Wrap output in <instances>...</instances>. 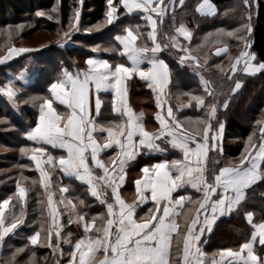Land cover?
<instances>
[{
  "label": "snow or ice",
  "instance_id": "1",
  "mask_svg": "<svg viewBox=\"0 0 264 264\" xmlns=\"http://www.w3.org/2000/svg\"><path fill=\"white\" fill-rule=\"evenodd\" d=\"M179 2L183 4V0H179ZM82 3L83 0H80V4ZM242 3L246 9L251 8V0H242ZM106 5L107 24H112L118 19L117 13L121 8L123 11L120 12V15L131 14L137 10L147 13L145 18L150 22L152 29L147 33V36L152 41V46L138 45L137 32L133 31L132 26H128L124 29L123 34L115 36V40L122 48L110 45L102 50L125 55L131 62L130 66L124 62L113 64L108 59L89 57L86 59V69H78L73 72L63 68L59 76L49 85L50 96L29 97L25 101L26 104L39 101L38 120L34 126L25 131V138L36 144H47L53 148L64 150L66 155L58 157V164L62 172L86 183L91 196L96 197L101 204L106 206V225L97 228V232L101 234L97 235L95 239L87 234L95 225L96 217H93L92 222L89 223L84 215L77 214L78 221L83 224L85 236L75 242L74 250L71 253L73 259L69 261V264H74L78 252L80 254L78 264H93L92 259L88 257L101 248H103L105 257L101 264H170V261L171 264H175L172 261L173 234L177 233L180 227L175 219L179 214L176 207H183L185 201L191 204L198 203L199 208L196 210L197 215L191 219V223L187 225L186 229H181V233L186 232L183 236V264H202L200 257L203 253L198 245L204 233L211 232L218 216L225 213L230 214L246 199V189L258 181H264V169L261 168V162L264 161V142H261L259 149L254 156H251V159L249 155H243L239 166L226 164L218 169L213 167L209 170L207 168L209 152H222L223 150L222 136L225 122L218 116V106L226 110L229 107L231 95L229 94L227 98L219 102L215 98L216 93L209 89V81L203 78L202 83L205 91L209 96H213V99L206 104L203 96H193V99L197 101L196 107H204L207 117V119L200 116L195 118L200 125L195 132L179 131L181 122L171 106L166 109V116L171 118V123L165 116L156 113L160 128L157 133L146 130L142 122L143 111L137 114L127 104V87L128 81L135 75L148 81L147 86L157 93V106L160 107L161 94L171 79V69L169 64L159 56V53L169 46L157 42V22L151 13L159 10L163 14L164 9H157L153 5V0H106ZM37 15L42 16L44 13H37ZM48 18L52 19L51 16ZM248 19L249 21L251 19L250 11ZM79 20L80 8L77 7L74 11V18L69 22V31L73 29L80 31ZM93 27L99 28L100 25ZM136 27L139 28L138 25ZM241 27L244 29L243 33H239V29L227 32L229 36L233 35V32L239 33L237 39L244 42L245 48V51L235 58L231 71L235 73L237 64H242L244 73L255 74L264 70V62L254 63L256 54L247 50L250 48L249 34L252 32L250 23L241 25ZM92 30V28L85 29L86 32ZM177 31L185 37H191V32L184 25H181ZM64 36L68 40L71 39L68 32H65ZM172 40L173 46L179 48L180 45L176 42L175 37H172ZM63 43L64 41L60 42L61 46ZM27 51L30 49L15 47L9 49L10 55H18ZM184 51L187 52V49ZM221 51H227V46L224 49H217L218 53ZM5 59L6 57H0V62ZM145 63H147V67L143 66ZM179 64L192 66V61L181 56ZM199 67L197 65V68ZM28 78L29 72L25 69L17 77L0 86V93L6 95L13 103H17L20 89L14 86V80L26 83ZM242 85V80H236L234 87L231 88V93L240 90ZM109 90L113 93L112 110L120 116L126 117V121L121 120L118 123L112 121L117 125L116 128L105 127L98 123L90 109V98L94 96L95 115H100L102 107L100 93ZM54 101L65 106L66 111H58L57 107H54ZM2 122L7 123V118H4ZM98 131L107 133L104 142H100L94 135ZM137 136H139L138 140ZM198 136L199 139H197ZM161 138H163L161 143L170 144L171 147L178 149L182 153V158L158 160L153 164H145L141 167L140 171L143 175L134 181L136 191L141 194L138 196V200L140 204H144L149 199L155 202L156 212L149 209L144 216L137 217V205L127 203L121 197L119 187L125 181L127 164L134 160L141 151L146 149L165 152L167 150L161 147V143H157ZM114 145L119 149L116 152L118 159L109 158L113 165L110 169L105 160L101 158V153L105 149L113 148ZM21 152L23 154L32 153L29 159L34 162L35 168L39 171L40 183L45 189H49L50 176L44 165L54 163L53 155L49 153L47 159L43 160L39 154L47 152L44 147L24 146L21 148ZM245 152H247V148ZM20 167L28 168L30 165L24 164ZM95 169L102 170L103 174L97 175ZM24 179L29 178L24 177ZM100 182H103V188ZM32 184H36L35 179H32ZM186 186L201 192L202 197L193 199L190 194L173 197V193ZM106 189L111 190V200ZM60 190L62 193H66L69 188L63 186ZM146 191H150V196L144 195ZM27 193L28 189L17 182L15 195L18 197L21 207L18 211L10 212L7 224L5 210L9 207L12 197L0 201V248H3L5 244V237L13 233L18 225L24 223L23 205ZM60 199L61 202H64L65 197L62 195ZM67 203L75 208V204H72L71 200H68ZM79 203L83 205L85 201L81 199ZM47 204L52 224L56 228V243H53V227L51 226L47 229L44 242L53 251L59 250L62 254V249H59L61 225L57 223L59 218L56 215L57 209L51 191L48 193ZM13 207L15 208V206ZM201 209L203 212L200 211ZM191 211L188 209L189 213ZM247 216L251 219L252 213H247ZM187 219L186 214L185 220ZM71 222L72 219L69 217V223ZM254 228L256 231L252 233L251 239L241 244L238 250L232 248L221 250V259L225 264H264V254L258 255L254 247L257 237H259V245L264 246V222L255 224ZM42 231H44L43 223L39 230L28 237L31 245L42 242ZM71 235V232L67 233V236ZM63 242L72 243L66 237ZM25 247L17 248L12 252L10 259L5 260L4 264H18L16 256L18 253L24 252ZM31 256H35L34 251ZM213 264L216 262L213 261Z\"/></svg>",
  "mask_w": 264,
  "mask_h": 264
},
{
  "label": "trees",
  "instance_id": "2",
  "mask_svg": "<svg viewBox=\"0 0 264 264\" xmlns=\"http://www.w3.org/2000/svg\"><path fill=\"white\" fill-rule=\"evenodd\" d=\"M166 0L165 2H168ZM202 0H175L174 8L167 12L157 27V41L162 45H168L159 56L165 59L172 72L170 88V101L173 106L179 108L178 102L189 103V107L180 109L178 114L187 129L196 131L200 125L196 117H204L206 109L197 108V101L193 96H203L206 104L213 99L205 91L202 78L209 81V89L216 93L215 98L222 102L230 94L229 107L225 110L218 106V116L225 122L222 136V152L210 151L207 160V168H219L226 164L237 166L243 155H247L253 147L264 142V70L255 74H247L242 71L240 65L235 73L231 66L234 58L239 55L244 42L237 39L244 29L241 25L250 23L252 32L250 36V50L256 54L257 62H264V0H251V8L246 9L242 0H211L217 7V13L213 16L202 15L197 11V6ZM80 8V31H69V22L74 18L75 9ZM107 11L106 0H0V56L4 55L14 45L40 47L30 51L0 66V83L8 80V73H17L24 67H28L35 75V80L30 85L16 84L20 89L19 100L13 103L6 95L0 94V201L12 197L10 201L11 212L18 211L21 205L18 203L16 184L19 182L28 189L26 201L23 205L25 218L24 223L14 233L5 238L0 262L10 259L12 252L17 248L25 247L24 252L18 253V264H58L67 262L74 243L83 235V228L69 223V215L62 208V231L59 249L64 251L60 257L59 250L53 251L44 242L47 229L50 226V217L47 207L46 189L40 183V176L34 162L29 159L31 153L23 154L24 146L34 147V143L25 138V131L34 126L38 119V103H25L29 97L49 96V85L60 74L63 68L73 69L82 67L89 56L98 54L109 58L113 64L124 62V56L117 52H105L102 49L110 45L120 48L115 40L116 34L123 33L128 26L138 34V45L147 44L152 46V41L147 33L150 31L149 24L143 13H131L120 15L122 8L118 10V19L112 24L106 23ZM251 19H248V12ZM44 13V15H37ZM51 16L52 19L48 17ZM100 25L99 28L93 26ZM139 26L137 28L136 26ZM184 25L192 33L191 42L179 37L176 28ZM92 28L91 32L85 29ZM223 29L224 31H219ZM239 29V33L227 35L228 31ZM43 31L55 35L39 44L24 43ZM42 32V33H41ZM68 32L71 39L68 40L64 33ZM172 37L179 43V49L173 46ZM248 37L246 36V39ZM64 41L63 46L60 42ZM227 46L228 51L224 55L215 54V50ZM100 50L94 51L93 49ZM206 56L204 64L197 68L192 61V66L179 64V58L186 53ZM75 62V63H73ZM231 77V79H229ZM236 80H242L240 90L231 93ZM130 102L134 108L143 111V121L155 123L154 94L145 82L137 80L129 82ZM101 119L118 120L120 115L105 113L103 110ZM7 118V123H4ZM191 118V119H188ZM251 138V139H249ZM167 154L146 153L141 154L137 165L129 166V180L126 188H131L133 180L139 175V167L145 162H153L167 156L169 160L180 157L167 143H162ZM247 148V152L245 149ZM30 165L21 168V165ZM264 169V161L262 162ZM54 186L66 184L69 194L76 203L79 211L87 215V219L96 217L93 231L101 228L106 223L107 215L102 211L97 200L91 198L85 192V188L74 180L59 179L53 173ZM28 177L29 179H24ZM32 179L36 184H32ZM55 179V180H54ZM190 194L193 199L202 197L201 192L189 188H182L179 193ZM85 203L81 205L80 200ZM15 206V208L13 207ZM199 204L186 202L185 209L179 216V229L173 239L172 261L175 264H183V236L181 229H186L190 224ZM188 209L192 211L189 213ZM144 211V209H142ZM252 213L249 219L247 213ZM103 214V215H101ZM187 214L188 219L185 220ZM264 221V181H258L246 189V199L240 203L228 216L219 218L213 230L208 236L203 237L202 244L207 264L211 258L218 255L222 249L232 248L238 250L240 245L250 240L254 231L253 223ZM41 223L44 231L41 233L42 242L31 245L28 237L39 230ZM71 232V236L67 233ZM72 241L64 243V238ZM56 243V238H54ZM255 250L258 255L264 254V246L256 244ZM35 252L32 257L31 253ZM171 264V261H170Z\"/></svg>",
  "mask_w": 264,
  "mask_h": 264
},
{
  "label": "crops",
  "instance_id": "3",
  "mask_svg": "<svg viewBox=\"0 0 264 264\" xmlns=\"http://www.w3.org/2000/svg\"><path fill=\"white\" fill-rule=\"evenodd\" d=\"M166 0H153V5L155 6V7H157V9H159V8H163L164 9V12H163V14H161L160 12H159V10L158 11H156V12H153V13H151V15L153 16V19H155L156 20V22H157V27H158V25H159V23L161 22V21H163V18H164V16L166 15V13L167 12H171L172 10H173V8H174V4H175V0H169L168 2H165ZM197 11L200 13V14H202V15H208V16H213V15H215L216 13H217V7H216V5H215V3H213L211 0H202L199 4H198V6H197ZM143 13L144 14V16L146 17L148 14L147 13H144L143 11H140V10H137V11H134L133 13ZM118 15V14H117ZM147 20V19H146ZM147 22H148V24H149V27H150V31L152 30L151 29V26H150V22L147 20ZM181 25H179V26H177V28H176V33H177V35L179 36V37H181V38H183V39H185L188 43L189 42H191V39H192V33H191V37L190 38H188V37H185V36H183L180 32H178L177 31V29L180 27ZM185 28H186V26H185ZM187 29V28H186ZM188 30V29H187ZM189 31V30H188ZM156 32H157V28H156ZM119 34H123V33H119ZM119 34H116V35H119ZM118 42V41H117ZM158 42V41H157ZM118 44H119V42H118ZM138 44V43H137ZM120 46V48H122V46L121 45H119ZM13 47H15V48H27V49H30V51H33V50H37V49H40V47H32V46H19V45H14V46H12L11 48H13ZM11 48H9V49H11ZM225 48V46H222V47H220V48H217V49H224ZM9 49H8V51L4 54V55H2V56H0V57H6V59L3 61V62H0V66L1 65H3V64H8V63H10L11 61H13V60H15V59H17L18 57H20L21 55H23V54H25V53H28V52H30V51H27V52H22V53H19L18 55H10V53H9ZM179 49V48H178ZM217 49L215 50V54H217V55H224L227 51H228V47H227V51H221V52H217ZM124 56V63H126V64H128L129 66L131 65V62L130 61H128L127 60V57L125 56V55H123ZM89 57H98V58H103V59H108L110 62H112L109 58H107V57H103V56H100V55H98V54H95V55H92V56H89ZM88 57V58H89ZM184 57L187 59V60H191V61H193V63L195 64V65H201L202 64V58H204L203 60H204V62L207 60V57H204V56H202V55H199V54H194V53H190L189 51H187L185 54H184ZM195 58L194 60L192 59V58ZM163 59V58H162ZM165 60V59H164ZM166 61V60H165ZM167 62V61H166ZM113 63V62H112ZM168 63V62H167ZM144 67H147L148 65H147V63H145L144 65H143ZM87 68V65H86V61H85V65H83L82 67H75V68H73V69H68L69 71H73V72H75L76 70H78V69H86ZM25 69H27L28 70V72H29V78H28V80H27V82L25 83V82H23V81H18V80H14V86H15V83L17 84H21V85H25V86H27V85H30V84H32L33 82H34V80H35V75L30 71V69L28 68V67H24V68H22L21 70H19L17 73H12V72H9L8 73V80L5 82V83H3V84H1L0 83V86H3V85H5L10 79H14V77H17L21 72H23ZM171 69V68H170ZM132 80H137L139 83H141V82H145L146 84H148V81H146V80H143V79H141V78H139V76L138 75H135V76H133L129 81H128V87H127V94H126V101H127V104L129 105V106H131V108L137 113V114H139L140 112L139 111H137L135 108H134V106L131 104V102H130V90H129V82L130 81H132ZM171 81H172V72H171V79H170V82H169V84L165 87V89H164V91H163V93L161 94V98H160V107H158L157 106V93L155 92V91H153V96H154V104H155V113H154V120H155V123H150L149 121L147 122V123H145L144 121H143V118H142V122H143V124H144V126H145V128H146V130H148V131H150V132H153V133H157V131H158V129L160 128V124H159V121L156 119V113H160L162 116H165V118L166 119H168L169 120V123H171V118H169V117H167L166 116V109H167V107H169V106H171L172 108H173V112H174V114L177 116V118L179 119V121L181 122V127H180V129H179V131H187V132H189V133H192V132H195V130L194 131H191V130H189V129H187V127L184 125V122H182L181 121V119H180V116H179V114H178V111L180 110V109H185V108H188L189 107V103H185V102H183V103H180V102H178V105H179V108H175L174 106H173V104L171 103V101H170V99H169V97H170V88H171ZM16 87V86H15ZM17 88V87H16ZM0 94H2V93H0ZM49 96H50V94H49ZM100 97H101V100H102V107H101V113H100V115H95V106H94V96H92L91 98H90V109H91V111H92V114H93V116L95 117V119H96V121L98 122V123H100V124H103L105 127H114V128H116L117 127V125L116 124H113L112 123V121L111 120H107V121H104L103 119H101V117H102V113H103V110H104V112L105 113H112V114H116V115H119V114H117V113H115L113 110H112V98H113V93L109 90V91H101V93H100ZM11 100V99H10ZM12 101V100H11ZM54 107H57V110L58 111H66V108H65V106H63V105H59L58 104V102H55L54 101ZM38 115H39V107H38ZM144 117H145V115H143ZM120 118L116 121V120H113V121H116L117 123L119 122V121H121V120H124V121H126V117H122V116H119ZM38 120V119H37ZM31 128V127H30ZM118 130V129H117ZM94 135L97 137V139L100 141V142H104V140L107 138V133L106 132H96V133H94ZM136 139L138 140L139 139V136H137L136 137ZM197 139H199V136L197 137ZM163 140V138H161V140H158L157 141V143H161V141ZM32 142V141H31ZM34 143V142H33ZM169 145V147L172 149V150H174V151H176L179 155H180V157H176L175 159H177V158H182V153L178 150V149H176V148H173V147H171V145L170 144H168ZM259 146H260V144L256 147L255 146V150H253L251 153L249 152V158L251 159V156H254L255 155V153H256V151L259 149ZM34 147H44V148H46L47 149V152L46 153H43V154H39V155H41V158L43 159V160H46L47 159V155L50 153V154H52L53 155V157H54V163L52 164V165H48V164H45L44 165V167H45V170L49 173V176H50V181H51V184H50V188L49 189H46V196L48 197V193H49V191H51V193H52V195H53V202H54V204H55V206H56V209H57V212H56V215H57V217L59 218L58 220H57V223L58 224H60L61 225V229H60V231H62V208L68 213V215H69V217H71V219H72V223H74L76 226H79V227H82L83 228V224L81 223V222H79L78 221V219H77V214H80V215H84L85 216V219L86 220H88V222L89 223H91L92 222V219H87V215H85V214H83V213H81L80 211H79V209H78V207H77V205H76V203L73 201V199H72V197L70 196V194H69V191L68 192H66V193H62L61 192V188L63 187V186H67L66 184H64V185H62V183H60L59 185H56V186H54V183H53V173H56V175L58 176V178L59 179H62V178H65V179H68V180H74V181H76L78 184H81L84 188H85V192H87V195L89 196V197H91V198H94V199H96L97 200V202H98V204L101 206V207H103V209H102V211L103 212H105L106 213V215H107V212H106V206L105 205H103V204H101L100 202H99V200L96 198V197H93V196H91V194H90V192H89V186L86 184V183H82V182H80V181H78L75 177H70V176H67L66 174H64L63 172H62V170L60 169V167H59V164H58V157L60 156V155H66V153L64 152V150H61V149H58V148H53L52 146H50V145H47V144H43V145H41V144H36V143H34ZM161 147H163V144L161 143ZM164 148V147H163ZM119 149L114 145L113 146V148H110V149H105L102 153H101V158L102 159H104L105 160V163L109 166V168L111 169L112 167H113V165L111 164V160L109 159L110 157L111 158H117L118 159V157H116V152L118 151ZM143 152H148V153H159L160 151H148V150H143V151H141L138 155H137V157L134 159V160H132V161H130L128 164H127V166H126V177H125V181H124V183L119 187V192H120V195H121V197L127 202V203H135L136 205H137V217H140V216H144L146 213H148V211H149V209H152V211L153 212H156V207H155V202H153V201H151L150 199L149 200H147L144 204H140V202H139V200H138V196H140L141 194L140 193H138L137 191H136V185H135V183H134V181L136 180V179H138V178H140V177H142V172L140 171V169H141V167L143 166V165H145V164H153V163H155L156 161H153V162H151V163H149V162H145L144 164H142L140 167H139V175L137 176V177H135L134 178V180H133V184H132V187L131 188H126L127 186H126V184H127V181L129 180V166L130 165H137L138 164V160L141 158V154L143 153ZM162 153H165V154H167V152L165 151V152H162ZM32 154V153H31ZM30 154V155H31ZM163 159H168L167 158V156H165V157H162L161 159H159V160H163ZM169 160V159H168ZM158 161V160H157ZM263 162V161H262ZM262 162H261V167H262ZM90 163H91V161H90ZM246 164H247V161L245 162ZM35 165V164H34ZM206 165H207V162H206ZM240 165V164H239ZM239 165H237V166H239ZM37 172H38V174H39V171L37 170ZM95 172H96V174L97 175H102L103 173H102V170H100V169H95ZM40 176V175H39ZM151 178V177H150ZM55 180V179H54ZM100 185H101V187L103 188L104 187V185H103V182H100ZM22 186H24V185H22ZM43 186V185H42ZM25 187V186H24ZM44 187V186H43ZM68 187V186H67ZM187 188H189V189H192L190 186H186ZM185 187V188H186ZM45 188V187H44ZM69 188V187H68ZM182 189V188H181ZM181 189H179L178 190V192H175V193H173V197H176L177 195H185L186 193L185 192H183V193H179V191L181 190ZM192 190H194V189H192ZM106 191L108 192V196H109V199L111 200V190L110 189H106ZM64 196L65 197V200H64V202H61V196ZM144 195H148V196H150V191H146V192H144ZM68 200H71L72 201V204H75V208H72V205L71 204H68L67 203V201ZM244 201V200H243ZM242 201V202H243ZM186 202L187 201H185L184 202V205H183V207H180V206H177L176 207V211L179 213L176 217H175V219H176V223L179 225V216L181 215V212L185 209V206H186ZM162 206H163V202H162V204H161V208H162ZM47 207H48V204H47ZM199 208V207H198ZM142 209H144V211L142 210ZM235 209V208H234ZM201 212H203V210L201 209L200 210ZM10 212H11V208H10V204H9V207L5 210V220H6V224L9 222V214H10ZM48 214H49V207H48ZM150 215V214H149ZM157 215H159V212H157ZM197 215V212H195V214H194V216H193V218L195 217ZM229 215V213H225V214H223L222 216H218L217 217V219H216V221L219 219V218H221V217H223V216H228ZM49 217H50V226L51 227H53V243H54V238H56V236H55V229H54V225L52 224V217L49 215ZM252 217H253V215H252ZM252 217H251V219H252ZM25 218V215H24V217H23V219ZM201 219H202V217H201ZM216 221H215V223H216ZM261 222H264V221H261ZM261 222H258V223H253V227H254V225L255 224H259V223H261ZM191 223V222H190ZM215 223H214V225H215ZM104 225H106V223L104 224ZM214 225H213V228H214ZM20 226H22V224L21 225H18V227L16 228V229H14V231H13V233H10L8 236H10V235H14V233H15V231L20 227ZM94 227H95V225L90 229V231L88 232V236H90V237H92L93 239H95V237L97 236V235H100L101 233H98L97 231L95 232V231H93L94 230ZM213 228H212V230H213ZM179 229V228H178ZM211 230V231H212ZM178 231V230H177ZM254 231H256V229L254 228ZM253 231V232H254ZM35 233V232H34ZM33 233V234H34ZM32 234V235H33ZM176 233H174L173 234V239H174V235H175ZM209 235V232H205L204 233V235L202 236V238H201V241H202V239H203V237H206V236H208ZM7 236V237H8ZM83 236H85V231H84V228H83V235L81 236V237H83ZM80 237V238H81ZM6 238V237H5ZM79 238V239H80ZM78 239V240H79ZM251 239V238H250ZM259 241V237H257V242H256V244L257 243H259L258 242ZM75 244V243H74ZM256 244L254 245V247L256 246ZM199 248L202 250V253H203V255H204V257H205V252H204V250H203V244H202V242H200L199 243ZM2 249L3 248H0V255H1V252H2ZM73 250H74V245H73V248H72V251H71V253L73 252ZM59 252V255H60V257H62L63 255H64V251L62 250V254H61V252L60 251H58ZM79 252L77 253V256H76V261H74V264H78V260H79ZM203 255L201 256V258L203 259ZM221 257H222V252L220 251L219 253H218V255H216L215 257H213V258H211V260H209V263L208 264H213V261H215L216 262V264H225V262H224V260H222L221 259ZM88 258H90V259H92V261H93V264H101V262L104 260V252H103V248H101L99 251H96L95 253H93V254H90V256L88 257ZM88 258H86V259H88ZM73 258H72V256H71V254H70V258H69V260L67 261V262H61V260L58 262V264H69V261L70 260H72ZM227 259H230V258H227ZM0 264H4V263H1L0 262ZM204 264H207V263H204Z\"/></svg>",
  "mask_w": 264,
  "mask_h": 264
},
{
  "label": "rangeland",
  "instance_id": "4",
  "mask_svg": "<svg viewBox=\"0 0 264 264\" xmlns=\"http://www.w3.org/2000/svg\"><path fill=\"white\" fill-rule=\"evenodd\" d=\"M42 33V32H41ZM53 37H55V35H51V34H48V33H46V32H44L43 31V35H40V32L37 34V35H35V37L33 38V39H30V40H24L23 42L24 43H28V44H39V43H41V42H44V41H46V40H48V39H51V38H53ZM248 51H251L250 50V48L249 49H247ZM242 51H245V48H243V50ZM252 52V51H251ZM240 55V54H239ZM238 56V55H237ZM236 56V57H237ZM204 57H206V56H204ZM235 57V58H236ZM235 58H234V62L233 63H235ZM204 58H202V64H204L205 62H204V60H203ZM254 63H258L257 61H254ZM240 65V67L241 68H243V65L242 64H237V68H238V66ZM253 150H255V147H253L252 149H251V151H250V153L253 151ZM249 154V153H248ZM247 154V155H248ZM54 229L56 230V228H55V225H54ZM200 259L202 260V264H204V263H206L207 262V260H206V258L204 257V255H203V259L200 257Z\"/></svg>",
  "mask_w": 264,
  "mask_h": 264
}]
</instances>
